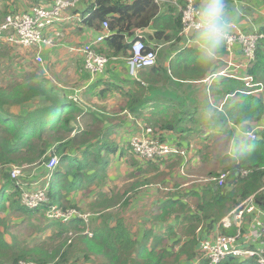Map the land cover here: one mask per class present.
Returning a JSON list of instances; mask_svg holds the SVG:
<instances>
[{
	"label": "trees",
	"instance_id": "16d2710c",
	"mask_svg": "<svg viewBox=\"0 0 264 264\" xmlns=\"http://www.w3.org/2000/svg\"><path fill=\"white\" fill-rule=\"evenodd\" d=\"M25 1L0 0V25L8 16L9 10L15 8L19 2L27 8ZM43 1L45 0H33V6ZM195 1L196 8L201 10L204 4H212L214 1L230 6L244 0ZM254 1L264 7V0ZM86 4L88 5L85 12L80 8H75L72 12L73 15L82 13L84 16L83 22L77 28L79 32L83 28L101 32L103 23H109L108 31L111 35L97 49L99 54L108 59L121 58L125 61L130 55L132 40L138 37L137 33H142L140 36L143 37L146 50L158 52L159 59L157 58L156 64L143 70L147 88L136 81L139 87L132 92L125 108L132 109L138 116L144 109V102L139 99L145 92L152 93L154 113L163 112L165 116L177 114L181 109L183 100L178 96L179 91L188 92L189 100L195 102L193 88L186 87L185 82L206 78L212 63H215L210 55H219L220 58L226 55L223 39L203 30L193 35L192 40L197 42V47H182L175 60L170 63L162 62L160 58L163 53L159 55L158 49L161 44L182 43L183 15L172 4L158 5L155 0H87ZM181 4L183 7L186 5L183 1ZM30 8L20 12H29ZM145 34L148 37H145ZM261 34L264 35V24L259 26L258 35ZM0 48L7 50L5 54L2 52L6 50L0 51V56L6 59H12L9 52L17 54L19 51L18 47L1 41ZM4 66L7 65L4 63ZM216 69L217 67L211 74H214ZM243 73L253 77L254 82L264 89V39L259 40L255 59ZM243 73L241 71V74ZM257 89L248 88L244 81L219 78L213 93L221 96L225 103L218 106L221 111L212 116L209 131L214 132V129L229 124L239 127L243 133L251 131L252 125L259 123L264 117V91L261 95L246 94ZM204 93L206 94V90ZM134 100L135 108L132 106ZM161 103L164 106H161ZM18 108L26 112L18 114ZM195 109L197 111L198 107ZM85 113V107L80 102L59 95L57 89L44 80L24 78L7 88L0 86V168L9 165H33L42 160L48 162L52 157H56L59 162L54 172L56 182L49 185L50 203L33 210L22 205V190L11 178V170H1L0 264H15L21 261L69 264L70 259L79 254H85L88 259L95 258L97 264H180L181 258H186L188 263H195L196 249L200 246L198 238L206 239L207 235L215 231L222 220L244 200L255 196L264 210V129L259 133V140L254 142L244 138L241 140L235 133L227 131L224 136L234 142V147L231 149L230 144H227L224 156H217L221 163L226 161L227 166L223 167V171L217 172L216 168L211 172V177L228 173L226 185L220 187L216 183H208L201 188L198 184H193L191 190L180 194L178 198H175L177 194H171L170 198L152 213L155 223L167 224L164 231L160 234L154 229H148L140 239L134 237L125 221L119 218L127 206L128 199L115 197L114 191L106 193L104 190L108 182L109 157L120 151L118 144L111 140L115 126L110 123L106 125L105 120L97 118L94 110ZM188 119L192 121L185 122ZM188 123L198 124L194 114L192 117L185 116V120L178 115L173 120L153 122L149 126L155 130L157 140L162 144L184 150L189 155L191 145L187 139L192 134V128L185 127ZM202 133L207 134L205 131ZM200 139L211 140L212 134L205 138L201 136ZM119 145L124 147L121 149V157L126 149L131 151L133 148L130 139L125 143L119 142ZM130 160L132 166L138 167L130 177H136L139 173H153L157 174V178L147 179V184L165 185L168 176L173 179L174 167L178 165L183 169L189 158L172 155L147 160L135 154ZM169 161L171 166L167 168L168 172L163 171L162 168L166 167ZM245 172L247 175H244ZM94 186L99 190L90 204L88 212L91 213H86L91 217L88 222L73 218L63 223L46 218V210L51 205H57L63 210L83 212L81 208L72 206L68 198L73 193H84L83 191ZM143 186H146L145 183L138 184V187ZM176 187L179 185L176 184ZM136 196L137 191L131 202ZM8 199L9 205L4 204ZM189 200L194 203V208L189 205ZM16 221H19V226L15 225ZM173 221L175 224H172ZM178 224L186 225L181 237L178 236L176 228ZM18 227L34 230L35 235L51 231L53 235L48 239L54 242L63 238L62 245L51 250L47 246V239L39 237L35 239L37 245L23 247L12 231ZM201 227L204 230L201 237H197L196 233ZM235 232L234 228H221V233L225 235H234ZM69 234L75 238V242L68 245L69 237L65 239V235ZM173 239L176 240L173 244L179 246V250H175L176 253L168 246V241ZM200 264L209 262L202 260ZM222 264L258 263L254 258L236 260L229 257Z\"/></svg>",
	"mask_w": 264,
	"mask_h": 264
},
{
	"label": "built area",
	"instance_id": "2783aa9c",
	"mask_svg": "<svg viewBox=\"0 0 264 264\" xmlns=\"http://www.w3.org/2000/svg\"><path fill=\"white\" fill-rule=\"evenodd\" d=\"M181 1L186 3L185 7H183ZM155 2L158 5L162 3L172 4L182 12L183 32L181 35L184 38L191 39L195 32L204 30L211 32L217 38L223 39L226 45V54L227 56L230 54L229 56L234 58V61L228 60L221 71L217 69L216 74L211 78L212 81L219 78H229L244 81L248 88L259 87V85H255L253 77L247 76L243 71H247L249 64L254 61L258 42L264 39L263 34L242 33L236 24L226 22V19L222 16L202 18L200 17L201 12L193 6L194 0H155ZM79 3L80 0H45L31 8L29 12L11 13L0 25V41L10 46L31 50H35L42 45L53 46L54 39H46L45 33L50 28L65 21L81 22L83 18L80 15H67V12L77 8ZM108 29L109 23L105 21L100 36L95 39L94 43L86 45L82 50L84 68L92 78L101 76L109 64L110 59L97 52L99 46L111 35ZM61 35V33H57V39H61ZM142 38V36H138L132 42L130 55L125 60L129 74L133 78H137L144 69L154 66L158 58L157 51L146 50ZM234 46H240V50L234 52ZM237 56L239 59H237ZM223 58L217 57L220 60H223ZM36 60L37 63L43 65L44 62L41 56H37ZM235 67L239 70L234 69ZM241 71L243 74H241ZM256 92H259V90ZM252 131L247 133L246 137L250 141H258L259 134L257 135ZM132 141V147L141 159L152 160L172 155L180 156L181 153V150L176 147L160 144L157 141V134L149 127L146 130L144 129L143 132L141 131ZM184 152L186 153V151ZM58 164V159L52 157L44 166L48 173L52 174L57 169ZM10 175L17 184H24L22 183L24 177L21 168H14L11 170ZM228 176V173H222L211 178L210 181L224 187ZM21 190L22 205L28 209H38L50 203L49 181L45 187L39 183L26 184L22 186ZM45 216L49 220L63 223H67L73 218L88 222L90 218L89 215L81 214L77 210H63L55 205H52L46 211ZM248 217L254 218L253 223L251 225L246 224L243 228L244 220ZM222 226L225 229L234 228L235 234L225 235L219 232L220 235L215 240H202L200 242L199 250L209 264H222L229 257L236 260L254 258L258 264H264V210L256 201L255 196L247 198L238 208L231 211L222 220ZM15 264L37 263L21 261Z\"/></svg>",
	"mask_w": 264,
	"mask_h": 264
},
{
	"label": "crops",
	"instance_id": "0c3cea01",
	"mask_svg": "<svg viewBox=\"0 0 264 264\" xmlns=\"http://www.w3.org/2000/svg\"><path fill=\"white\" fill-rule=\"evenodd\" d=\"M86 2L87 0H83L82 4L78 5L77 8H80L81 11L84 10L85 12L86 5H88L86 4ZM81 14L82 13H79V15ZM82 22L83 20L81 22L65 21L62 24H58L55 27L50 28L49 31L45 33V37L46 39H50V38L54 39L53 46L42 45L39 48H36L35 49L36 56L34 55L32 61L30 60L31 58H27L26 60H23L21 63L20 62L17 63V65H14V67L10 69L9 65L12 60L14 61L13 64H16V60L21 61V59H4L0 56L1 64L4 66L5 63L7 67L10 69V71H7L8 69H6V67L4 66L3 74L0 76V86L2 85L3 87H5L6 82H8L9 85L18 83V81H21L24 78L28 80L30 79L44 80L45 82H47V84L55 87L59 95L80 102L85 107L86 113L89 112L90 110H94L96 112L97 118L105 120L106 125H109L110 123V125L115 126V129L113 130L114 135L111 137V139L115 137V135H117V137L120 138L118 140L115 137L117 139L116 143L118 144V146H119V142L125 143L129 139L134 138L135 136L141 133L140 130H137V122H143V123L145 122V124L148 125L147 127L152 128L149 125H151L153 122H161V121L165 122V121L173 120L178 115H180L182 120H185V116L192 117V114H194L195 121L198 122V124H196L198 126L197 131H199V127H201L203 128L201 132L203 131L207 132V134L203 136L212 134V138L219 139L222 138V136L227 135L224 133L228 131L235 133V135L241 140L244 138L245 133H243L239 129V127L232 126L230 124L226 127H218L217 129H214L215 130L214 132L209 131L210 121L212 120V116L214 114L210 117H205V115H207V112L203 113L202 107L204 108L205 104L210 103L213 107L220 109V107L218 106H221L222 104L225 103L224 99H222L221 96H216L213 93V89L217 88L218 85V79L214 81L211 80L212 76H214L217 72L216 69V72L214 74L213 73L211 74V72L216 68L215 63H212L210 70L206 75V78L203 80H199L205 82V80L209 78L208 83L210 84V86L204 85L202 89L200 87L196 88L191 86L194 92L193 97L196 98L195 102L189 100V98L187 97L189 95L188 92L179 91L178 96L180 99L183 100V105L181 106V109L178 111L177 114L172 113L169 116H165L163 112L155 111L154 113L153 102H151L152 93L150 92H145L143 96L139 99L140 101L144 102L143 103L144 109L143 111H140L141 115L138 116L135 111H132V109L131 110L125 109L131 98L132 92L135 89L137 90L139 87V85L135 83L136 81L137 82L139 81L145 89L147 88L146 82L143 79V77H146V75L143 71H141L137 78L131 77L129 74L127 63L126 61H124L125 62L124 65L113 66L110 68H108L109 67L108 66L105 72L101 76L96 78L91 77L89 79L90 76L84 68V59H83L82 50L86 45H89L92 42L94 43L95 39H97L100 36L101 32H97L87 28H83V30L79 32L77 28L80 26ZM66 31H67V35H69L67 40L63 39L64 37L63 33H65ZM57 33L62 34L61 35L62 39H57L58 38ZM140 35H142V33H137V36ZM181 37H182L181 39L182 43L178 45L179 47L176 49L177 51H175L172 56L171 55H169V57L166 56L167 63H170V61L175 60L176 56L182 50V47L183 48L197 47L198 44L197 42L192 40L193 37L191 39L190 38L186 39L182 35ZM159 50L161 51L162 49ZM24 51H28V50H24ZM13 54L16 56L15 53ZM37 56H41L43 58L44 65H41L36 61L34 63V59L36 60ZM218 56L219 55H214L213 57V54L210 55L212 60L217 59ZM237 59H239L238 56ZM115 60H121V58ZM199 81H194V82H199ZM204 89L206 90V94L209 93L210 97H213L214 104L211 102V98L209 101L205 96L202 99L203 93L205 91ZM166 99L170 100L171 97H166ZM132 106L133 108L136 107L135 100ZM161 106H164V104H162ZM196 106L198 107L197 111H195ZM25 112L26 110L22 111V109H18V114H22ZM142 112H143V116H142ZM80 120L81 118L79 119V121ZM191 121H192L191 119H188V121L185 122H191ZM203 123H206L208 125L205 126ZM254 125L262 127L261 129L263 130L264 117L259 123L253 124L252 126ZM234 128L238 130V133L234 130ZM187 129H189V127ZM170 163L171 161H169L167 164L171 166ZM11 166L12 165L6 166L5 167L6 171L9 172ZM132 167L135 171L138 170V167L136 166H132ZM184 169L185 167H183L182 169L179 168L178 165L174 167L173 179L171 178V176H168L167 180L165 181L166 184L163 185L165 189L170 191L169 194H167L166 196H162L157 193L150 192V190L146 188L149 185H151V184H147L146 180L152 179L154 177L153 173H139L143 175L142 178H137V175L136 177H130L133 174L130 173L128 178L131 181L137 179L136 185L134 186V188L132 187L125 190L124 194L117 193L114 191L116 194L115 197H120L123 198L124 200L128 199V203L124 211L128 207L135 208L139 206L141 203L147 202L146 199L153 197L155 200L147 210L152 212L151 208L153 206L158 204H163L166 200L170 198L171 194H177L175 195V198H178L180 194H183L185 191L188 192V190H191L193 184L191 185L190 188H184L185 185H188L187 176H185ZM162 170L168 172L167 168L165 167H163ZM55 174L56 173L54 172L52 174H49L48 171L45 169V167L41 165L35 171H32L31 173L28 174L27 177L28 180L26 182L30 185L35 183H39L40 185L41 184L45 185L47 181H50V183L54 184V182H56ZM0 177H1V171H0ZM179 177L182 178L180 183L177 182ZM205 182L206 184L212 183L209 181V178L206 179ZM139 183H145L146 186L138 187ZM202 183H198L197 181L194 182V184H198L201 188L205 186V184ZM176 184H178L179 187H176ZM136 191L138 192V196H136L134 200L131 202L132 197L134 196ZM179 191L180 193H178ZM150 193H152V195ZM73 194H77V193H73ZM69 199L70 198H68V201L72 206L76 205V204H72ZM188 203H190V200L188 201ZM115 212H117V210ZM172 224H175V222L173 221ZM155 227L161 228L160 230L158 229L160 232L164 231L165 229L164 224L162 222L156 223ZM221 228H224L222 226V222L215 228V231L221 233ZM200 235L201 233L197 234V237H201ZM141 237L143 236H140L139 239ZM202 240H208V238L206 239L198 238L199 244ZM198 250L199 248L196 249V252H198ZM184 264H195V263L192 261L190 263L186 262Z\"/></svg>",
	"mask_w": 264,
	"mask_h": 264
},
{
	"label": "rangeland",
	"instance_id": "374dc122",
	"mask_svg": "<svg viewBox=\"0 0 264 264\" xmlns=\"http://www.w3.org/2000/svg\"><path fill=\"white\" fill-rule=\"evenodd\" d=\"M82 1L83 0H80L79 5L82 4ZM22 4L23 3L19 2L17 4V6L15 7L18 11H16L15 8H12L11 10H9L10 13L8 12L7 15H9L11 13H17V12L29 9L30 7L33 8V7L37 6V5L33 6L34 5L33 0H26L25 1L27 8H24ZM193 6L196 8V1L195 0L193 2ZM73 10L74 9L69 10L67 12V15L73 14L72 13ZM199 11L201 12L200 17H202V18H210L213 16L224 17L226 19V22L236 24L240 28V31H242V33H245V32L246 33H258L259 32V26L264 24V7L258 5L256 3V1H254V0L253 1L244 0L242 3L233 4L230 6H225V5L221 4L220 2L214 1L212 4H207V3L204 4L202 6V9ZM202 11H205L206 13H202ZM82 18H84L83 14H82ZM166 22H168V20ZM63 34H64L63 39L67 40L69 37V35H67V31ZM145 37H148L147 34H145ZM179 44H180V42H175L172 44L171 43L161 44L158 47V49H162L161 51L159 50V55L161 52H163V57H161L160 60L162 62H167L166 56L167 57H169V55L172 56L173 53L175 51H177L176 49L179 47L178 46ZM23 49H25V48H18L19 51L17 52L16 56L12 52H9L12 59H21V61L16 60V64H13L14 61L12 60L10 65H9L10 69L13 68L14 65H17V63H19V62L21 63L24 59L31 58L30 60L32 61V59L34 58L35 50L28 49V51H24ZM238 49L240 50V46H234V48H233L234 52ZM1 50H6V49L0 48V51ZM2 53L3 54L7 53V50L3 51ZM23 55L25 56L24 58H23ZM229 55L230 54H228V56H227V54H226L225 56H223L224 57L223 60L215 59V65L218 68V71H221L224 68L225 63L228 60L234 61V58H231V56H229ZM4 59H6V58H4ZM158 59H159V57H158ZM2 61H5V60H2ZM35 61H37V60L34 59V63H35ZM124 64H125V62L122 60L110 59L107 67L109 66L108 68H110L113 66L124 65ZM236 65L238 66V64H236ZM3 68H4V66L1 64V61H0V76L3 74ZM6 68L8 69L7 71H10V69L7 66H6ZM234 69H236L237 71L239 70L236 67ZM208 80H209V78L207 80H205V82L204 81H199V82L187 81L185 86H193L196 88L200 87L202 89V87L204 85L210 86V84L208 83ZM5 87L6 88L9 87L8 82H6ZM204 96L207 97L208 101L211 98V102L214 104L213 97H210L209 93H207V94L203 93L202 99L204 98ZM18 109H20V108H18ZM202 111H203V113L207 112V115H205V117H210L213 114H215V112L221 111V109L215 108L210 103H207V104H205L204 108L202 107ZM147 126H148L147 124L137 122V130H140L143 132L144 129L145 130L147 129ZM161 127H163V124L161 125ZM185 127L192 128L191 132H190L192 134H190L188 139H187V142L191 146H190V150H189V155H188V153H185L184 151L181 150L180 156L183 158H190L189 161L184 166L185 167V169H184L185 170V176H187V182H188V185H185L184 188H190L191 185L194 184L195 181H197L198 183L203 182L202 184H206L205 180L212 176L211 172L213 170H215L216 168H218L217 172L223 171V167L227 166V162L224 161L223 163H221L220 158L217 156L223 157L225 154V146L227 144H230V147L232 149L234 147V144H233V141H231L228 136H225V137H222L219 139L218 138H212L211 140L200 139V137L203 136V133L201 132L203 130V128L199 127V131H197L198 126L190 124V123L186 124ZM261 128L262 127H260V126L254 125V129L252 132H255L258 135L259 132H261V130H262ZM234 130L238 133V130L236 128H234ZM115 137L118 140L120 139L117 137V135H115ZM115 137H113L111 140H113L116 143L117 139ZM205 137L206 136H204V138ZM179 138H180V136H179ZM132 139H130L131 145L133 143ZM206 139H208V138H206ZM157 141H159V140H157ZM159 143L162 144L160 141H159ZM143 144L145 145L146 143H143ZM200 146H202V147L204 146V148H201ZM119 148H120V151L118 154H112L109 157L110 158V161H109L110 162V168H109V174H108V182H107V186L104 188L106 193H110V192L115 191L117 193L124 194L125 190L134 187L136 185V182H137V179L131 181L128 178L130 173L135 172V170L132 167L131 160H130L131 157L136 154L134 148H132L131 151H127V149H126V152H125L123 157H121L120 154H121V149H123L124 147L119 145ZM42 161L37 162L33 165L11 166L10 170H13L14 168H21V170L23 171V177H24L22 180V183H24L28 180L27 177H28L29 173H31L32 171H35L41 165L43 166L44 163L46 162V161H44V162H42ZM169 166L170 165L167 164L165 168H168ZM1 170H6V169L1 168ZM156 176H157V174L154 175L153 178H155ZM142 177H143L142 174H137V178H142ZM181 180H182V178L179 177L177 182L180 183ZM24 185H26V184H22V185L19 184V186H21V188ZM41 185L45 187L46 183H45V185H43V184H41ZM28 188H30V187H28ZM146 188H148V190H150V192L157 193V194L162 195V196H166L170 192L167 189H165L164 186L160 183L157 185H156V183L151 184ZM98 190H99V188L94 186L93 188H89L88 190L83 191L84 193L78 192L77 194L70 195L69 200L71 201L72 204H76V205H74L75 207H79L83 210V212H80L81 214L91 213V212H88V210H90V204H91L93 197L96 195V192ZM89 194H92V195L90 197H88ZM150 194L152 195V193H150ZM154 200L155 199L153 197L148 198V199H146L147 202L141 203L139 206H137L135 208L128 207L125 211L122 212V214L120 216V220L125 221V223L127 224L131 234L134 237H138V239L140 236H143L145 234V231L148 229H154L156 233H160V234L163 232V231L162 232L159 231L161 228L155 227L156 223L152 217L153 216L152 213L158 208V206L160 204L153 206L151 208L152 212L147 211L148 208L151 206V204L154 202ZM9 203H10L9 199L4 202V204H7V205H9ZM189 205L192 208H194L193 203H190ZM89 219H91V217ZM253 219L254 218H251V217H248L247 219H245L243 228L246 226V224L251 225L253 223ZM231 220H233V219H231ZM16 222L17 223L15 225L19 226V223H18L19 221H16ZM166 226H167V224L164 225V228H166ZM176 228L178 231V236L181 237L184 234L183 231L186 230V225L185 224H182V225L178 224V225H176ZM203 230H204V228L202 227L200 230H198L197 234L202 233ZM12 231L17 236V238L20 241V244L23 247L24 246L33 247V246L37 245L38 243H36L35 239H37L39 237H43V238L47 239V241H46L48 244L47 246L51 250L57 249V247L62 245L61 241L63 240V238H61L60 240H56L54 242H51V240L48 239V238L52 237V235H53V232H51V231L41 233L40 235H35L34 230L32 231L31 229H25V228H21V227H18V229H13ZM36 231H38V230H36ZM218 235H220L218 231H212L207 235V238H208V240H215ZM65 236H64L65 239H67L69 237L68 245L71 244V242H73V243L75 242V238H73L71 234L65 235ZM174 241H176V240H169L168 241V246L171 247V249L173 250V253L175 252V250L176 251L179 250V246L173 244ZM40 243H42V242H40ZM180 260H181L180 264H184L187 262L186 258H181ZM195 260H196L195 264H200V262L202 260H205V258L203 257V254L201 253L200 250L197 252V257ZM69 264H97V260L95 258L88 259V257L85 256V254H79L75 258L70 259Z\"/></svg>",
	"mask_w": 264,
	"mask_h": 264
},
{
	"label": "clouds",
	"instance_id": "9594fccd",
	"mask_svg": "<svg viewBox=\"0 0 264 264\" xmlns=\"http://www.w3.org/2000/svg\"><path fill=\"white\" fill-rule=\"evenodd\" d=\"M236 4H239V3H236ZM134 40H135V39H134ZM134 40H133V41H134ZM217 69H218V68H217ZM255 85H259V84H256V83H255ZM252 88H254V87H252ZM256 88H258V89H257V90H254V91H248L246 94H247V95H257V94L259 95V94H261V93L264 91L263 87H260V86H259V87H256ZM258 90H259V92H256V91H258ZM252 128L254 129V126H252ZM253 129H252V130H253ZM252 130H251V131H252ZM249 132H250V131H248L247 133H249ZM247 133H245L244 138H245L246 140L250 141V140L246 137V134H247ZM259 133H260V132H259ZM45 163H46V162H45ZM45 163H44V164H45ZM43 167H45V166L43 165ZM54 172H55V171H54ZM220 174H222V173H219V175H220ZM219 175H218V176H219ZM244 175H247V172H245ZM216 177H217V176H216ZM211 178H213V177H211ZM211 178H209V181H210ZM210 182H211V181H210ZM47 183H48V181L46 182V184H47ZM212 183H214V182H212ZM24 184H28V183H27V182H24ZM216 184H217V183H216ZM29 185H30V184H29ZM49 185H51L50 181H49ZM17 186L20 188V186H19L18 184H17ZM41 186H42V185H41ZM20 189H21V188H20ZM49 190H50V186H49ZM49 194H50V192H49ZM49 198H50V197H49ZM50 200H51V199H50ZM47 205H48V204H47ZM51 206H52V205H51ZM51 206H50V207H51ZM55 206H57V205H55ZM50 207H49V208H50ZM58 207H59V206H58ZM49 208H48V209H49ZM48 209H47V210H48ZM47 210H46V211H47ZM79 212H80V211H79Z\"/></svg>",
	"mask_w": 264,
	"mask_h": 264
}]
</instances>
